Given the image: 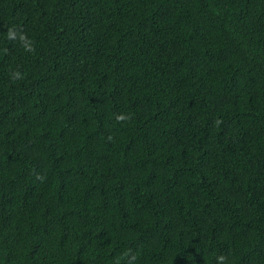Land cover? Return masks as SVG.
<instances>
[{
    "label": "trees",
    "instance_id": "16d2710c",
    "mask_svg": "<svg viewBox=\"0 0 264 264\" xmlns=\"http://www.w3.org/2000/svg\"><path fill=\"white\" fill-rule=\"evenodd\" d=\"M130 257L264 264V0H0V264Z\"/></svg>",
    "mask_w": 264,
    "mask_h": 264
},
{
    "label": "clouds",
    "instance_id": "9594fccd",
    "mask_svg": "<svg viewBox=\"0 0 264 264\" xmlns=\"http://www.w3.org/2000/svg\"><path fill=\"white\" fill-rule=\"evenodd\" d=\"M8 38L9 39H15L16 38V33L13 30H11V29L8 31ZM20 40L23 42V47H24L25 51H27L29 53H34L35 52V47H34L33 41L27 39V37L25 35H23V34L20 35ZM11 78H12L13 81L22 80V79H24V76L19 71H15V72L12 73V77ZM130 118H131L130 116L124 115V114L118 115L116 117L118 122L119 121H125V120H128ZM38 179H40V177H38ZM125 255H127V253H125ZM134 259H135V257H130L129 264H131V261L134 260ZM217 260H218V262H222V261H224V257H222V256L218 257Z\"/></svg>",
    "mask_w": 264,
    "mask_h": 264
}]
</instances>
